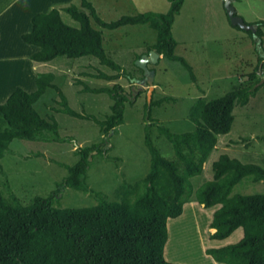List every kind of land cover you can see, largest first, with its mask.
<instances>
[{
    "label": "rangeland",
    "instance_id": "374dc122",
    "mask_svg": "<svg viewBox=\"0 0 264 264\" xmlns=\"http://www.w3.org/2000/svg\"><path fill=\"white\" fill-rule=\"evenodd\" d=\"M90 1L108 22L123 15L167 12L170 8L169 0ZM71 4L81 6V0H0V90L5 89L0 100H5L17 86L28 88V91L35 86L37 89L39 73L53 72L56 75L54 83L65 93L70 106L93 117L80 118L58 111L61 97L56 89L49 88L35 106L43 117H54L58 121L62 140L16 139L11 143L1 160L3 169H0V185L7 197H18L29 204L37 196H49L68 174L62 164L72 165L79 159L77 148L98 143L106 137L110 142L106 147L111 150L104 155H96L88 171L87 182L92 191L86 193L72 187L64 188L57 194L54 204L60 207L97 205L96 192H104L110 199H115V189L124 179L135 182L150 170L151 153L145 143L147 125H151L153 139L161 151L173 156V147L160 133L159 127L168 126L175 132L195 129L190 113L199 98L210 100L245 87L252 83L248 78L252 73L261 74V81L257 84L261 88L247 105L236 106L232 131L220 135L203 173L193 178L195 189L213 179V164L222 154H234L244 162L262 163L258 160L262 155L256 156L255 148L260 147L258 150L264 153V61H259L260 55H264V45L259 44L256 34L230 23L225 0H185L173 25V33L179 42L177 53L193 65L196 79L179 61L163 56L158 63H150L149 67L156 71V87L151 100L168 97L162 104L151 108L148 107L151 103L148 88L137 92L132 79L127 76L115 81L96 77L101 72L115 73L101 64L97 57L59 56L48 63L31 58L33 51L40 49L28 45L22 38L23 31L32 26L31 16ZM233 4L247 22L264 19V0H234ZM7 7H11L10 11H6ZM25 16H29L26 21ZM62 16L68 24L80 26L69 13L62 11ZM93 21L95 27L104 33L108 56L132 74V78L142 79L144 71L136 63L138 57L146 54L149 46L156 42L157 31L148 24L108 29ZM79 80L84 83H79ZM117 82L133 95V101L129 99L126 102L125 122L116 131L104 135L99 121L112 114L114 99L108 93L86 91L84 86L99 88L113 86ZM243 120L247 125L242 129ZM230 139L239 141L240 146L251 143L250 152L255 161H248L250 155H240L233 147L228 150L226 143ZM262 182L255 183L247 177L235 186L232 195L264 193ZM219 207L206 208L193 200L185 205L182 216L169 219V239L165 249L169 261L177 264H223L208 255L207 250L236 243L244 232L238 229L226 239H213L216 229L211 226Z\"/></svg>",
    "mask_w": 264,
    "mask_h": 264
},
{
    "label": "trees",
    "instance_id": "16d2710c",
    "mask_svg": "<svg viewBox=\"0 0 264 264\" xmlns=\"http://www.w3.org/2000/svg\"><path fill=\"white\" fill-rule=\"evenodd\" d=\"M169 1L167 12H140L108 22L93 2L81 0V6L71 4L37 13L32 19V30L22 38L40 48L31 56L37 62L48 63L59 56L97 57L115 73L101 72L96 77L115 81L127 76L131 80L132 74L108 56L104 33L95 27L93 20L108 29L148 24L157 31V39L147 53L155 49L164 57L181 62L195 80L193 65L177 53L179 42L173 33L185 0ZM62 11L69 13L80 26L68 24ZM229 21L232 24L230 18ZM248 23L258 24L256 39L263 46L264 19ZM259 61H264V55H260ZM259 76L249 74L252 83L221 97L199 98L190 113L195 129L175 132L168 126H160V133L173 147V156L161 151L153 139L151 125H147L145 143L151 153L150 170L135 182L124 179L115 189V199L96 192L97 205L60 207L54 204L64 188L92 191L87 182L88 171L96 155L111 150L106 147L110 143L106 137L77 148L79 159L72 165L62 164L68 174L49 196H37L25 204L18 197H7L0 185V264H177L165 256L168 222L182 216L185 205L193 200L206 208L220 205L212 221L211 227L216 229L213 239H226L238 229L244 232L240 241L209 248L208 255L223 264H264V193L232 195L235 186L247 177L255 183L264 181V167L222 154L213 164V179L197 190L193 182L195 176L203 173L206 161L218 145L219 135L232 131L236 106L247 105L260 90ZM55 79L53 72L39 73L35 91L17 87L6 102H0V169H3L1 160L16 139L62 140L58 121L43 117L35 106L49 88L56 89L61 97L58 111L93 118L70 106ZM84 90L108 93L114 99L112 114L99 122L104 135L116 131L125 122L126 102L133 95L119 82L99 88L85 85ZM167 99H152L148 107Z\"/></svg>",
    "mask_w": 264,
    "mask_h": 264
},
{
    "label": "water",
    "instance_id": "95a60500",
    "mask_svg": "<svg viewBox=\"0 0 264 264\" xmlns=\"http://www.w3.org/2000/svg\"><path fill=\"white\" fill-rule=\"evenodd\" d=\"M234 0H225L226 4V9L229 15V18L232 22L233 25H238L242 29L247 30V31H253L254 34H257L258 30V24H249L245 18L240 16L238 14V11L236 7L234 6ZM161 54L155 50L152 49L148 53L142 55L138 60H137V66L140 67L144 71V77L142 79L135 77L132 78L133 82V87L137 92L140 90L148 88L149 90V97L151 100L152 97V92L155 88V76H156V71L154 69H151L149 67L150 63H158L160 61ZM264 83V80H263Z\"/></svg>",
    "mask_w": 264,
    "mask_h": 264
},
{
    "label": "crops",
    "instance_id": "0c3cea01",
    "mask_svg": "<svg viewBox=\"0 0 264 264\" xmlns=\"http://www.w3.org/2000/svg\"><path fill=\"white\" fill-rule=\"evenodd\" d=\"M170 7V6H169ZM10 9H11V7H7V9H6V11H10ZM166 12V11H165ZM17 13V12H16ZM16 15V14H15ZM36 14H33L32 16H31V20L30 21H32V19H33V17L35 16ZM27 17H29V16H25V17H23L24 18V20L26 21V18ZM24 21V22H25ZM25 25V24H24ZM32 27H33V24H32V26L31 25H29V27H28V29L27 30H25V31H23L24 33L25 32H29V31H31L32 30ZM29 45V44H28ZM35 52L33 51V54H34ZM163 55H161V57H162ZM258 75H261L260 73H258ZM18 87V86H17ZM16 87V88H17ZM23 87H24V85H23ZM26 89H28V88H26ZM36 89V86L34 87V89H29V91H33V90H35ZM4 92H5V89H2V90H0V95L2 94H4ZM14 92V91H13ZM12 92V93H13ZM12 93H10V95L5 99V100H0V102H6V100L11 96V94ZM245 124L247 125V122H245L244 120H243V122H242V126H241V128L242 127H245ZM243 129V128H242ZM253 135H255V133H253ZM256 136H258V135H256ZM219 137H220V135H219ZM228 142V141H227ZM239 142V141H238ZM238 142H236L234 139H230V141L228 142V143H226V148H228V150H230L231 149V147H233V150H235V151H237L238 153H240V155L242 154V155H250L248 158H250V160H248V161H255V159L254 158H252V153L250 152V146H251V143H247V144H244V145H241L240 146V144H238ZM262 145V144H261ZM257 148V147H256ZM256 148H255V155L256 156H260V155H262L261 156V158H258V160H260L262 163H257V164H259V165H261L262 167H264V153H262V151L261 150H258V149H260V147L256 150ZM227 150V151H228ZM254 151V150H253ZM252 151V152H253ZM230 155V154H229ZM232 158H237V157H234L235 155L233 154V155H230ZM238 159H240V158H238ZM241 161H242V159H240ZM244 162V161H243ZM244 163H256V162H244ZM263 164V165H262ZM263 183V182H262Z\"/></svg>",
    "mask_w": 264,
    "mask_h": 264
},
{
    "label": "clouds",
    "instance_id": "9594fccd",
    "mask_svg": "<svg viewBox=\"0 0 264 264\" xmlns=\"http://www.w3.org/2000/svg\"><path fill=\"white\" fill-rule=\"evenodd\" d=\"M161 55H162V54H161ZM162 57H163V56H162ZM162 57H161V58H162ZM161 58H160V59H161ZM155 87H156V83H155Z\"/></svg>",
    "mask_w": 264,
    "mask_h": 264
},
{
    "label": "flooded vegetation",
    "instance_id": "af4514ba",
    "mask_svg": "<svg viewBox=\"0 0 264 264\" xmlns=\"http://www.w3.org/2000/svg\"><path fill=\"white\" fill-rule=\"evenodd\" d=\"M132 86H133V84H132ZM134 88V87H133ZM131 89H132V87H131ZM135 89V88H134Z\"/></svg>",
    "mask_w": 264,
    "mask_h": 264
},
{
    "label": "bare ground",
    "instance_id": "6f19581e",
    "mask_svg": "<svg viewBox=\"0 0 264 264\" xmlns=\"http://www.w3.org/2000/svg\"><path fill=\"white\" fill-rule=\"evenodd\" d=\"M214 230V229H213Z\"/></svg>",
    "mask_w": 264,
    "mask_h": 264
}]
</instances>
